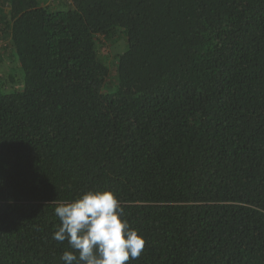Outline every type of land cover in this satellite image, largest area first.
<instances>
[{
  "label": "trees",
  "instance_id": "obj_1",
  "mask_svg": "<svg viewBox=\"0 0 264 264\" xmlns=\"http://www.w3.org/2000/svg\"><path fill=\"white\" fill-rule=\"evenodd\" d=\"M48 2L0 0V264H63L56 202L89 190L130 264H264V0Z\"/></svg>",
  "mask_w": 264,
  "mask_h": 264
},
{
  "label": "clouds",
  "instance_id": "obj_2",
  "mask_svg": "<svg viewBox=\"0 0 264 264\" xmlns=\"http://www.w3.org/2000/svg\"><path fill=\"white\" fill-rule=\"evenodd\" d=\"M54 214L60 224L52 238L71 249L62 253L63 264H130L145 247L111 191L89 190L71 202L58 201Z\"/></svg>",
  "mask_w": 264,
  "mask_h": 264
},
{
  "label": "rangeland",
  "instance_id": "obj_3",
  "mask_svg": "<svg viewBox=\"0 0 264 264\" xmlns=\"http://www.w3.org/2000/svg\"><path fill=\"white\" fill-rule=\"evenodd\" d=\"M64 0H49L48 7L51 9H56L60 7L61 2ZM7 11V10H6ZM0 9V14H1ZM2 21V20H1ZM4 24V22L2 21ZM11 44V43H10ZM124 49V43L119 42L115 45L108 46L103 50H100V53L103 58H105L108 64H111L113 56L116 53H119ZM21 79V68L19 60L14 52L11 51L9 47V39L5 37L0 41V92L5 91H15L19 88L18 84H15ZM3 86V87H1ZM5 90V91H4Z\"/></svg>",
  "mask_w": 264,
  "mask_h": 264
}]
</instances>
